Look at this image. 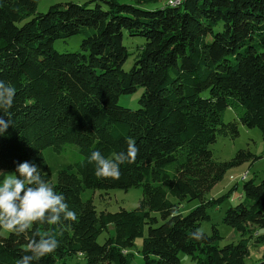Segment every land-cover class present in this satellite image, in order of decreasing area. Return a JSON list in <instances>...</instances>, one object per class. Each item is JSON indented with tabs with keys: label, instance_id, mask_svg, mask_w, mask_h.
Here are the masks:
<instances>
[{
	"label": "trees",
	"instance_id": "obj_1",
	"mask_svg": "<svg viewBox=\"0 0 264 264\" xmlns=\"http://www.w3.org/2000/svg\"><path fill=\"white\" fill-rule=\"evenodd\" d=\"M38 1L0 0V80L16 93L12 126L0 136V168L14 173L18 163H35L77 218L33 224L20 236L0 229V264L29 254L35 232H54L59 246L32 264H130L137 237L143 264H178L179 252L194 264H246L250 239L264 240L253 231L264 225V170L257 183L242 181V198L224 210L221 222L237 241L218 246L214 225L203 239L192 236L209 220L207 208L236 185L215 203L206 192L229 166L257 158L242 148L217 161L208 144L218 135L236 137L238 122L257 128L264 143V0H163L153 7L160 0L65 1L35 13ZM122 30L144 39L126 71ZM75 34L80 50L53 48L55 39ZM137 86V108L117 104ZM226 107L236 120L222 121ZM129 140L139 149L136 161L120 165L119 179L97 178L90 154L113 159ZM67 144L81 158L52 181L41 151ZM130 187H141V197L129 210L96 211L81 197L85 189ZM194 199L189 212H177L181 201ZM252 264H264V252Z\"/></svg>",
	"mask_w": 264,
	"mask_h": 264
},
{
	"label": "rangeland",
	"instance_id": "obj_2",
	"mask_svg": "<svg viewBox=\"0 0 264 264\" xmlns=\"http://www.w3.org/2000/svg\"><path fill=\"white\" fill-rule=\"evenodd\" d=\"M65 1L82 2L84 0H39L35 7V13L43 12L47 7L53 3H61ZM163 3L160 0L150 6H159ZM23 21L18 22L21 24ZM217 29V27L215 28ZM122 43L126 46L129 54L122 64L123 70H128L132 64L134 56L137 52L136 46L143 43L144 39L140 36H129L125 30H122ZM81 36L78 34L71 35L63 39H55L52 42V46L57 51H76L80 50L79 42ZM264 50V49H263ZM142 92V87L137 86L132 92L119 94L117 97V104L135 109L138 107L137 99ZM206 93V91H204ZM236 120L235 113L232 108L226 107L222 113V121L227 122ZM238 135L234 138H228L226 136L218 135L213 143L208 144V148L212 153V157L217 161L229 160L238 149H247L250 153L257 156L254 160L246 159L237 165L229 166L221 179L214 184L208 192H206V200L211 203H215L213 198L221 196L229 191V189L235 186V189L231 191L228 197L224 198L219 204H215L213 207L207 208L209 215L208 221H201L199 230L209 234L211 231V225H214L220 240L218 246H222L229 242H235L239 239V234L232 230L231 227L221 222L224 210L229 206L235 205L241 196V182L253 178L254 182H258L262 177L264 170V143L261 139L260 132L257 128H248L241 123H237ZM42 156L47 165V171L51 174V180H55V172L65 167L67 164L75 162L81 158V154L78 151V147L74 144H67L59 152H54L50 147H46L41 151ZM0 171L5 172L0 176V182L3 179L8 178L10 175H14L13 171L7 168H0ZM82 199L90 198L96 211H117L118 209L129 210L134 208L141 197V187H130L126 190L120 188H113L108 190H94L88 189L83 190L81 193ZM169 199L175 202L172 198ZM217 202V201H216ZM198 204V200H183L177 205V212L180 214H186L192 208ZM108 230L112 231V226L108 225ZM255 234L258 236L264 234V225L254 227ZM6 230H2L1 233L5 234ZM146 233V228L143 234ZM106 231L100 233L97 237V242L101 243L105 236ZM253 237L250 239L248 246V255L244 257L246 264H252L259 260L261 254L264 252V240L261 242H254ZM140 243L141 238L137 237L134 239L133 257L130 264H143L142 257L140 254ZM178 264H194L188 255L179 252L177 254ZM72 261H80L78 258H74Z\"/></svg>",
	"mask_w": 264,
	"mask_h": 264
},
{
	"label": "clouds",
	"instance_id": "obj_3",
	"mask_svg": "<svg viewBox=\"0 0 264 264\" xmlns=\"http://www.w3.org/2000/svg\"><path fill=\"white\" fill-rule=\"evenodd\" d=\"M15 88L0 80V136L12 126ZM7 117V119H5ZM139 149L129 140L126 152H120L113 159L105 158L99 151L88 157L95 164L97 178L119 179L120 165L134 163ZM42 170L35 163H18L15 174L0 182V229H7L17 236L26 234L33 224L58 225L63 221H75L76 213L69 209L63 194L57 193L52 184L44 179ZM5 172L0 171V176ZM193 239L201 240L204 233H193ZM59 242L54 232L32 234L23 255L16 264H32L53 253Z\"/></svg>",
	"mask_w": 264,
	"mask_h": 264
}]
</instances>
